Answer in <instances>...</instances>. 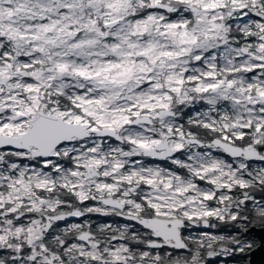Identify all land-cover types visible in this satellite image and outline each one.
<instances>
[{"label": "snow or ice", "instance_id": "6c2138e0", "mask_svg": "<svg viewBox=\"0 0 264 264\" xmlns=\"http://www.w3.org/2000/svg\"><path fill=\"white\" fill-rule=\"evenodd\" d=\"M261 249L264 0H0V264Z\"/></svg>", "mask_w": 264, "mask_h": 264}, {"label": "water", "instance_id": "95a60500", "mask_svg": "<svg viewBox=\"0 0 264 264\" xmlns=\"http://www.w3.org/2000/svg\"><path fill=\"white\" fill-rule=\"evenodd\" d=\"M253 264H264V249L257 251L252 257Z\"/></svg>", "mask_w": 264, "mask_h": 264}, {"label": "flooded vegetation", "instance_id": "af4514ba", "mask_svg": "<svg viewBox=\"0 0 264 264\" xmlns=\"http://www.w3.org/2000/svg\"><path fill=\"white\" fill-rule=\"evenodd\" d=\"M235 259H239V257H236Z\"/></svg>", "mask_w": 264, "mask_h": 264}]
</instances>
